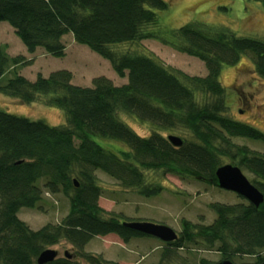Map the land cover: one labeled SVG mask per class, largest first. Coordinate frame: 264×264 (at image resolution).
Segmentation results:
<instances>
[{"label": "trees", "instance_id": "16d2710c", "mask_svg": "<svg viewBox=\"0 0 264 264\" xmlns=\"http://www.w3.org/2000/svg\"><path fill=\"white\" fill-rule=\"evenodd\" d=\"M264 4V0H256ZM169 3V2H168ZM166 0H0V22L20 38L28 54L43 49L56 58L66 56L64 37L108 60L127 83L117 86L97 77L92 86L73 84V73L57 70L30 80L23 69L33 64L24 55L11 56L0 45V94L23 105L41 103L66 115V124L51 126L0 110V264H38L39 256L62 242L74 249L73 259L59 257L49 264H118L85 251L95 237L118 236L125 244L149 237L124 226L131 222L100 206L103 188L98 172L126 190L144 197L164 191L149 183L147 171L194 178L218 186L217 170L229 159L256 179L264 195V155L239 146L234 139L264 143V133L227 118L224 66L250 56L264 79V41L190 23L169 32L153 27ZM155 40L202 61L204 77L172 69L140 46ZM137 45V49L127 46ZM127 47V48H125ZM125 114L157 128L138 135L121 119ZM180 128L193 139L174 147L160 131ZM95 138L113 141L108 148ZM78 184V187H77ZM63 194L69 212L60 223L32 230L19 217L22 209L38 208L45 195ZM242 198V197H241ZM244 199V198H243ZM216 220L195 225L183 220L178 240L163 243L162 262L180 249L202 246L217 250L225 260L255 257L264 262V203L212 204ZM200 264H208L202 260Z\"/></svg>", "mask_w": 264, "mask_h": 264}, {"label": "rangeland", "instance_id": "374dc122", "mask_svg": "<svg viewBox=\"0 0 264 264\" xmlns=\"http://www.w3.org/2000/svg\"><path fill=\"white\" fill-rule=\"evenodd\" d=\"M170 4L166 11L158 12V22L153 27L158 33L168 34L186 24L200 23L216 30H230L238 36L264 41V4L256 0H166ZM67 47L64 58L48 55L43 49L35 54L27 52L13 28L6 22H0V45L7 47L8 53L15 57L25 55L33 59V64L23 69V74L34 80L38 74L45 77L57 70H69L73 73V84L90 87L97 77L105 76L115 85H122L123 80L113 70L110 62L88 47L77 44L73 36L64 37ZM151 51L166 66L184 72L190 76L204 77L207 75L205 64L197 58L180 53L170 46L149 40L139 44ZM137 49V45L127 46ZM125 47V48H127ZM221 82L226 90L228 104L227 118L251 126L264 133V79L255 72L250 56H243L237 65L224 66ZM127 83V80L125 81ZM0 110L19 117L42 120L51 126L66 124V115L57 108L46 107L41 103L23 105L19 101L0 94ZM120 119L138 135L147 137L158 129L143 124L134 117L121 114ZM166 138L177 136L193 139L190 133L180 128L160 131ZM95 141L108 148L113 141L95 138ZM239 146H247L250 150L264 155V143L249 139H234ZM224 165H233L225 159ZM223 165V166H224ZM252 183L256 177L245 169H241ZM149 183H159L164 191L154 197H144L135 190H126L113 178L98 172V179L103 188L100 206L108 212L115 213L131 222H151L167 225L174 229L178 236L183 231L182 221L187 220L195 225H210L216 218L211 209L212 204L225 205L247 204V200L234 192L223 190L209 183L194 178H179L163 175L161 172L147 171ZM69 201L63 194L45 195L38 208L22 209L19 217L32 230H39L49 223L57 224L67 216ZM163 243L153 237H140L125 244L118 236L108 235L95 237L85 248V251L101 255L105 261L118 264H160L162 262ZM63 257L66 252L72 254L75 249L62 242L53 246ZM264 257V251L261 253ZM202 260L208 263H218L223 255L215 250L202 246H189L177 250L164 264H200ZM234 264H255V257H235Z\"/></svg>", "mask_w": 264, "mask_h": 264}, {"label": "water", "instance_id": "95a60500", "mask_svg": "<svg viewBox=\"0 0 264 264\" xmlns=\"http://www.w3.org/2000/svg\"><path fill=\"white\" fill-rule=\"evenodd\" d=\"M168 141L174 147H182L184 142L182 138L177 136H169ZM216 177L218 180L219 188L234 192L240 197L246 199L250 204L259 208L264 203V195L255 187L248 178L244 175L242 170L234 165L221 166L217 172ZM78 187V184H77ZM124 226L136 232L144 234L149 237L157 238L163 243H172L178 240V233L171 227L163 224H155L151 222H124ZM60 257L59 252L53 249L45 250L38 258V264L53 263ZM65 257L73 259L70 253L66 252ZM208 264H234L231 260H222L218 263ZM261 264H264L261 263Z\"/></svg>", "mask_w": 264, "mask_h": 264}, {"label": "crops", "instance_id": "0c3cea01", "mask_svg": "<svg viewBox=\"0 0 264 264\" xmlns=\"http://www.w3.org/2000/svg\"><path fill=\"white\" fill-rule=\"evenodd\" d=\"M24 56H25V55H24ZM35 79H36V78H35ZM35 79H34V80H35ZM32 80H33V79H32ZM125 81H126V80H124V79H123V82H122V83L124 84V83H125ZM123 84H122V85H123ZM116 85H117V86H119V83H118V84H116Z\"/></svg>", "mask_w": 264, "mask_h": 264}, {"label": "flooded vegetation", "instance_id": "af4514ba", "mask_svg": "<svg viewBox=\"0 0 264 264\" xmlns=\"http://www.w3.org/2000/svg\"><path fill=\"white\" fill-rule=\"evenodd\" d=\"M223 260H225V259H223ZM256 264V263H255ZM261 264V263H260Z\"/></svg>", "mask_w": 264, "mask_h": 264}]
</instances>
